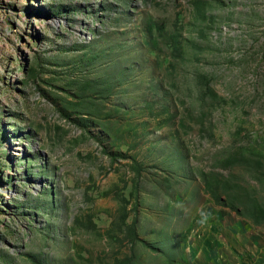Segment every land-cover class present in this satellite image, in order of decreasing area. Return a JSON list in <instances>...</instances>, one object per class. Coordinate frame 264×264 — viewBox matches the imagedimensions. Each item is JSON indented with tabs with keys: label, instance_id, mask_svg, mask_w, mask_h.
Returning a JSON list of instances; mask_svg holds the SVG:
<instances>
[{
	"label": "rangeland",
	"instance_id": "rangeland-1",
	"mask_svg": "<svg viewBox=\"0 0 264 264\" xmlns=\"http://www.w3.org/2000/svg\"><path fill=\"white\" fill-rule=\"evenodd\" d=\"M225 226L264 252V0H0V264H188Z\"/></svg>",
	"mask_w": 264,
	"mask_h": 264
},
{
	"label": "crops",
	"instance_id": "crops-1",
	"mask_svg": "<svg viewBox=\"0 0 264 264\" xmlns=\"http://www.w3.org/2000/svg\"><path fill=\"white\" fill-rule=\"evenodd\" d=\"M237 238V239H236ZM238 242H244L242 237H235L227 226L208 232L202 240H196L190 245L191 260L188 264H264V252L261 242L245 252L243 248L235 247Z\"/></svg>",
	"mask_w": 264,
	"mask_h": 264
},
{
	"label": "trees",
	"instance_id": "trees-1",
	"mask_svg": "<svg viewBox=\"0 0 264 264\" xmlns=\"http://www.w3.org/2000/svg\"><path fill=\"white\" fill-rule=\"evenodd\" d=\"M196 3V2H195ZM211 3L209 1H204V3H198L197 8L200 10V14L202 16V20L205 19L206 16V9ZM161 34V33H159ZM166 41V45L170 48L171 51V58L174 61L182 60L185 54L184 47L182 45V40H179L175 35L165 36L163 38ZM195 79L198 85V98L200 101L206 102H217L221 98L217 96V94L213 91L210 87L209 82L205 78V75L196 73ZM235 158H231L229 161H233ZM234 208V207H231Z\"/></svg>",
	"mask_w": 264,
	"mask_h": 264
}]
</instances>
